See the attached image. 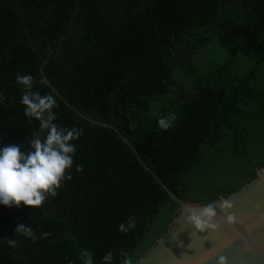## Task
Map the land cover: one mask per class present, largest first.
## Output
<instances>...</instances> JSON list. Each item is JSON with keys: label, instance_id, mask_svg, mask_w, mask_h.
Masks as SVG:
<instances>
[{"label": "trees", "instance_id": "1", "mask_svg": "<svg viewBox=\"0 0 264 264\" xmlns=\"http://www.w3.org/2000/svg\"><path fill=\"white\" fill-rule=\"evenodd\" d=\"M20 75L83 135L56 196L0 204V264H83L85 250L138 264L180 215L152 172L206 205L264 169V0H0V147L27 152L47 133L24 115Z\"/></svg>", "mask_w": 264, "mask_h": 264}, {"label": "clouds", "instance_id": "2", "mask_svg": "<svg viewBox=\"0 0 264 264\" xmlns=\"http://www.w3.org/2000/svg\"><path fill=\"white\" fill-rule=\"evenodd\" d=\"M17 83L22 86L20 102L24 106V115L39 121L40 132L46 131L47 134L43 139L38 134L34 135L27 152H22L18 144L0 147V204L9 207L13 205L19 207L23 204L38 208L48 196H56V190L73 164L75 147L71 141L78 139L83 132L76 128L70 130L61 128L54 123L56 115L53 109L56 107V100L51 95H41L32 91L31 75L17 76ZM174 119V116H166L160 118L157 123L162 130L167 131ZM70 178L69 176L68 179ZM233 206L231 198H219L199 208L189 207L186 209L185 222L195 229L192 235L210 229L215 230L218 227L215 221L217 210L224 213L228 223H232L235 216L228 210ZM134 227V218H129L126 223L119 225L118 230L127 233ZM16 233L34 238L32 229L22 223L17 225ZM9 244L14 247L16 241L9 239ZM207 253L200 259L199 264H208L213 258L216 264H228V258L220 255L219 251H213L211 248ZM121 255L122 264H134L133 257L127 252H122ZM92 256V252L83 251L81 253L83 264H93ZM113 258L112 251L107 252L103 256L102 264H111Z\"/></svg>", "mask_w": 264, "mask_h": 264}, {"label": "water", "instance_id": "3", "mask_svg": "<svg viewBox=\"0 0 264 264\" xmlns=\"http://www.w3.org/2000/svg\"><path fill=\"white\" fill-rule=\"evenodd\" d=\"M109 127L130 145L122 133L111 125ZM133 150L136 152L134 147ZM146 168L152 172L149 167ZM152 174L168 195L180 204V215L173 222L168 236L160 239L138 264H199L211 248L226 256L228 264H264V169L243 191L229 197L234 206L228 211L234 214V222L228 223L224 213L218 209L215 218L218 227L193 235L195 229L185 222L186 209L199 208L204 204L180 199L154 172ZM208 264H216L215 258Z\"/></svg>", "mask_w": 264, "mask_h": 264}]
</instances>
